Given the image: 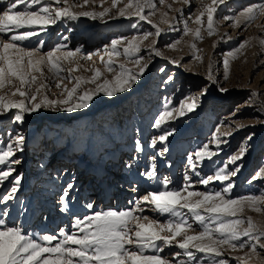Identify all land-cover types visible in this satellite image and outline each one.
I'll list each match as a JSON object with an SVG mask.
<instances>
[{"label": "rangeland", "instance_id": "1", "mask_svg": "<svg viewBox=\"0 0 264 264\" xmlns=\"http://www.w3.org/2000/svg\"><path fill=\"white\" fill-rule=\"evenodd\" d=\"M236 1L238 6L235 10L233 9L236 14L244 6L264 2V0ZM8 2L0 6V9H5ZM74 2L80 4L83 3V0H74ZM153 2L156 4L155 15L151 16L150 19L162 30L161 35L159 37L149 36L148 39L143 40L141 51L137 56H124L123 47L126 46L124 44L118 46L121 55L113 56L114 67L117 71H119V64H124L127 68L135 71L136 66L132 61L139 57H143L142 64H148L144 75L132 86L131 90L117 93L112 97L100 93L94 97L87 108L71 113L41 108L38 112L25 114L23 123L14 122L12 113L0 116V124L3 126L0 138L4 137H2L3 141L1 140V142L5 140L3 144H6L9 134L10 137L13 136L14 138L17 133H20L24 136V144H26L23 151L17 152L18 154L16 153L14 157L20 163L13 165L15 168L13 175L22 174L23 176L26 168L25 163L28 162L30 173H32L30 178H35L31 182V186L25 188L24 191L21 192L19 188L14 199L7 202L6 207L0 204V209L5 211L7 207L13 209L11 216L3 217L5 226L20 227L26 234L37 239L48 234L59 235L61 229L67 233L78 232V229L73 227L75 219H83L96 211L130 209L134 206L132 202L148 191L154 190L158 187L157 182L164 178L172 181L169 187H180L185 183L186 173L194 186L190 190H221L224 185L220 182L213 181L206 189L203 184L199 183V180L212 175L216 169L222 167L227 162L228 157L236 154L245 143H247V153L242 161L237 162L240 165V171L236 177L232 178L234 187L230 196L236 198L264 193V179H253L258 171L264 168V111L259 110L261 105H264V45L260 43L261 40H264V15H258L250 24L244 25L245 23H243L235 29L230 20L224 19L233 6L232 2L225 1L214 14V20L217 22L214 24V27L217 28L216 34L209 36L202 29L203 39L197 40L192 33L184 35V23L187 21L188 26L195 29L197 25L193 23V19L199 14L201 4H210L211 0H190V4L176 2V0H164L163 3L161 0H153ZM99 4L100 0H96L95 4L90 3L84 9L77 8L75 10L102 11ZM103 7L111 8V0H104ZM118 7H123V3L119 4ZM177 9H181L182 12L176 11ZM116 14L117 9H112L110 16H116ZM204 20V27L206 28V16ZM53 27V25L48 26L47 32L52 31L49 32L50 36L46 40L43 39L44 33H40L41 30L37 26L35 30H39V34L32 37L30 41L23 42V45L28 49L39 47L38 55L47 53L58 45L65 46L62 48L64 52H67L70 47L81 46L85 48L86 52L92 54L91 59L86 58L88 55L86 57L77 56L78 59L75 61H62L63 67L65 69L74 68L78 63L81 67L78 71L73 72L72 76L82 77L92 75V71L85 69L99 68L103 73L102 79L107 78L109 80L113 79L115 72H108L101 62L100 57L104 55L105 46L110 45L113 39L126 38L130 40L134 36H142L145 32H155L152 24L140 21L136 17L131 19L105 17L104 21L80 17L77 20L64 19L58 21L56 27ZM63 34L65 40L70 42H64ZM0 39H7V37L0 34ZM153 40L156 41L155 47L162 53V56H156L151 51ZM177 40L180 43L174 49L169 47ZM246 40L249 43L240 53H237V57L235 59L229 57L228 79L225 80L224 58ZM41 41L43 42L42 47H40ZM193 43H195L196 49L200 51L190 47ZM196 55L201 56L202 61H197ZM104 59L107 60L108 57L104 55ZM210 62L213 66L212 74L217 80L216 84L207 79ZM33 75L38 77L36 84L31 86L33 91L40 83H47L50 85V90H42L41 95L47 94L50 99L65 98L61 95L62 88L55 86L57 78L53 77L46 67L44 68V77H47V80L40 77L39 73H33ZM61 75L66 76L67 73ZM168 77H172V80L165 83ZM59 82L69 89L75 84L74 80L69 79H63ZM13 83L18 85L19 82L14 81ZM94 87L92 84H85L78 92ZM221 88L227 89V91L222 92L220 91ZM204 89H207V92L201 96L200 93ZM10 90H14L11 85L0 90V94ZM253 92L257 93L256 97L250 95ZM189 96L199 97V104L195 111L170 121L161 129L154 127L155 119L164 110L165 104H168L169 107H178L179 102ZM14 99H19V97H14ZM51 117L57 120L55 124H53ZM143 119L146 120L143 121ZM48 120L50 125L47 126L45 122ZM74 122L75 124H73ZM238 125H244V127L237 130ZM217 128L220 129L221 133H232L231 136H221L222 140H227V144L222 143L219 149L215 143H211ZM168 129H174L173 135L168 137L166 142L168 151L162 155H157L165 145L159 142L155 148L149 145L153 138L158 137ZM58 133L61 137L56 140ZM249 135L252 136V139L247 141ZM136 140H139L143 146L142 153L137 154L135 151ZM44 144L47 149L46 154L42 150ZM204 144H209L210 150L218 152V155L213 157L212 161L196 162V172L200 173L197 176L189 167L187 158ZM57 148H59L58 153L63 151L61 152L62 159L71 158L73 161L68 164V173L65 172V175L63 172L64 167H67V165L64 166L66 160L59 161V163L57 161L53 164L54 166L52 165L56 169L54 170L55 175H52L53 181L48 183L47 188L45 187L43 195L36 194V192H42L36 190L37 186L41 185L37 181L40 179L42 171L39 172L37 167L41 166V161L35 160L42 158L44 161H48L49 163L43 169L46 171L53 160L52 158L55 157H52V154ZM36 152L37 154H35ZM24 153L25 159L22 158ZM128 153L136 155L137 159L135 161L137 164L136 175L132 177L126 171ZM151 156H156L157 177L155 183H153L155 180H148L150 183L146 186L147 182H142L144 176H141V173L149 170V157ZM77 160H80L79 166L75 162ZM169 162H172L171 166ZM59 166L60 169L58 170ZM78 167H82L84 170H78ZM229 167L235 166L230 165ZM85 170L86 174L83 175ZM98 170H100V175L104 176L103 186L108 192L105 199L102 196L103 192L101 195H97L96 191L100 181L96 182V176L93 177L91 174L97 173ZM109 172L112 173L110 178L113 179V184L108 182ZM50 173L53 174L52 171ZM69 182L75 185L68 201L69 211L61 213L59 210L61 206L57 208L56 212L47 211L48 197L54 196L57 205H59L62 191ZM11 186V183L5 181L0 186V196L10 192ZM53 187L55 190L52 191ZM91 189L90 194L86 193ZM30 196L32 201H36L34 203L37 215L31 207ZM18 198L22 202L18 201ZM41 202L42 204H40ZM88 204H92L93 207L89 209ZM145 208L143 215L149 216L150 219H156L162 223L169 219H185L192 224L193 230L196 232L201 230L194 215L187 209H180L179 211L183 215L177 218L167 213L159 214L152 211L147 205ZM201 214L207 215L203 210H201ZM238 215L244 218L251 217L257 226L264 228V211L257 212L246 206L243 212L238 213ZM47 218L48 222L46 221ZM244 239L247 240V238ZM161 247L163 250L159 255L172 261V264H178L179 261H184L185 264H213L216 259H224L227 264H238L235 257H244L245 252L249 251L248 248L236 251L226 250L221 257L207 256V258L203 253L197 252L195 254L198 259L190 262L183 255V250L175 246L169 248L161 245ZM153 251L149 250L148 254H152ZM257 251L260 253L259 257L253 256L247 260V264H264V250L258 248ZM176 252H181V255L174 259L173 254Z\"/></svg>", "mask_w": 264, "mask_h": 264}, {"label": "snow or ice", "instance_id": "2", "mask_svg": "<svg viewBox=\"0 0 264 264\" xmlns=\"http://www.w3.org/2000/svg\"><path fill=\"white\" fill-rule=\"evenodd\" d=\"M163 2L164 0H161V3ZM176 2L190 4V0H176ZM90 3L95 4L96 0H83V3L80 4L75 3L74 0L72 2L70 0H9L7 7L0 9V34L7 37V39H0V90L10 85L14 88V90L0 94V116L12 113L14 122L23 123L25 114L38 112L41 108L75 112L87 108L94 97L100 93L112 97L117 93L131 90L132 86L144 75L148 64L141 63L143 57L132 61L136 66L135 71L127 68L124 64H119V71H117L114 67L113 56L121 55L118 46L122 44L126 45L123 47L124 56H137L141 51L143 40L148 39L149 36L159 37L161 35L162 30L150 19L155 15L156 4L153 0H127V2L111 0V8H106L103 7L104 0H100L99 6L102 11L75 10L77 8L84 9ZM121 3H123V7H118ZM224 3L225 0H211L210 4L202 3L199 14L193 19V23L197 27L192 29L185 21L184 35L192 33L195 39L202 40V29L209 36L216 34L217 28L214 27V24L217 22L214 20V14ZM54 5L56 6L54 7ZM112 9H117L116 16H110ZM176 11L182 12L181 9ZM258 15H264V3L244 6L238 16H226L224 19L233 20L235 26H239L241 23L250 24ZM205 16L206 28L204 27ZM80 17L101 21H104L105 17L111 19L136 17L140 21L152 24L155 32H145L142 36H134L130 40L126 38L113 39L110 45L105 46L104 55L108 59L105 60L104 55H101L100 59L108 72H115L111 80L102 79L103 73L99 68L85 69L92 71V75L82 77L72 76V73L81 67L78 63L74 68L65 69L63 67L62 61L76 60L81 51L80 48L75 51L63 52L61 50L65 46L58 45L53 50L38 55L39 47L28 49L23 45V42L30 41L32 37L39 34L35 30L37 26L41 31H47L48 26L55 25L58 21L77 20ZM179 43L180 41L177 40L169 47L174 49ZM248 43L247 40L241 42L224 58L225 80L228 79L229 57L235 59L237 53H240ZM260 43L264 45V40H261ZM155 44L156 41L153 40L151 51L156 56H162ZM42 46L43 42L41 41L40 47ZM190 47L196 49L195 43ZM196 51L200 50L196 49ZM58 52L60 55H57ZM86 58L90 60L91 54ZM195 59L202 61V57L199 55H196ZM172 62L177 63L176 61ZM45 67L53 77L57 78L55 86L62 88L61 95L65 98L50 99L47 94L41 95L42 90H50V85L47 83H40L34 91L32 90L31 86L38 80V77L33 73H39L40 77L48 79L44 77ZM212 67L210 62L207 79L216 84L217 80L212 74ZM62 73H67V75L62 76ZM63 79L74 80V86L71 89L62 86L59 81ZM171 80L172 77H168L165 83ZM14 81H18V85L14 84ZM85 84H92L95 87L78 92ZM220 91H227V89L221 88ZM206 92L207 89H204L200 95L203 96ZM250 95L256 97L257 93L253 92ZM14 97H19V99H14ZM198 104L199 97L192 96L181 100L178 107H169L168 104H165L164 110L155 119L154 127L161 129L170 121L195 111ZM13 110L15 111L13 112ZM259 110L264 111V105H261ZM243 127L244 125H238L237 130ZM173 132L174 129H168L153 138L150 147L155 148L158 142L165 145L157 155L168 151L166 142ZM231 135V132L221 133L217 128L211 143H215L219 149L222 143L227 144V140H222L221 136ZM251 139L252 136L249 135L247 141ZM23 149L24 136L20 133H17L14 138L10 137L6 144H0V166H3L0 168V186L5 181L12 185L10 192L0 196V204L5 207L7 202L14 199L19 189L22 174L13 175L15 172L13 165L20 163L14 157L17 152H22ZM135 151L138 154L143 152V146L139 140L135 141ZM246 153L247 143L242 145L236 154L230 155L227 162L216 169L212 175L199 180V183L203 184L206 189L213 181L220 182L224 185L221 190H190L194 186L187 173L185 174V183L180 187H169L172 181L164 178L157 182L158 187L132 202L134 206L130 209L96 211L83 219H75L73 227L78 229V232L67 233L61 229L59 235L48 234L37 239L26 234L20 227L5 226L3 217L8 216L9 213L0 209V264H172V261L159 255L163 250L161 245L175 246L183 250V255L190 262L198 259L195 254L197 252L206 256L221 257L226 250L236 251L248 248L249 251L245 252L244 257H235L238 264H247V260L253 256L259 257L258 248L264 250V228L257 226L251 217L244 218L238 213L243 212L246 206L257 212L264 211V193L236 198L230 196L234 187L232 178L236 177L240 171V165L237 162L242 161ZM217 155L218 152L210 150L209 144H204L194 154L188 156V165L199 176L200 173L196 172V162L212 161L213 157ZM149 160V170L141 173V176H146L148 180L153 181L157 177L156 156L149 157ZM230 165L235 167L230 168ZM253 179H264V168H261ZM74 187V183L69 182L63 189L59 201L61 212L69 211L68 201ZM146 205L150 210L159 214L167 213L177 218L181 216L180 209H187L194 215L201 230L198 232L193 230L192 224L185 219H169L163 223L156 219H150L149 216L143 215ZM87 207L91 209L93 205L88 204ZM201 210L207 215H202ZM206 221L209 222L206 223ZM53 242L55 243L53 244ZM149 250L154 251L152 254H148ZM180 255L181 252H176L173 254V258ZM178 264H185V262L179 261ZM213 264H227V262L224 259H216Z\"/></svg>", "mask_w": 264, "mask_h": 264}, {"label": "bare ground", "instance_id": "3", "mask_svg": "<svg viewBox=\"0 0 264 264\" xmlns=\"http://www.w3.org/2000/svg\"><path fill=\"white\" fill-rule=\"evenodd\" d=\"M9 0H0V6H3V4L4 3H7ZM226 2H232V4H233V6L230 8V11L228 12L229 14L228 15H226V16H238V13L236 14V13H234V10H235V8L238 6L237 5V1L236 0H231V1H229V0H225ZM247 0H245V2H246ZM260 1H262V0H260ZM260 1H258V2H260ZM239 2V1H238ZM262 3H264V2H262ZM5 5V4H4ZM234 9V10H233ZM235 12H237V11H235ZM242 19V18H241ZM229 22V21H228ZM230 22L232 23V25H233V27L235 28V29H237L239 26H241L243 23H241L239 26H235V21H233V20H230ZM244 25H248L247 23H245ZM54 27H56V24L55 25H53ZM53 27V28H54ZM64 27V26H63ZM65 28V27H64ZM56 29V28H55ZM39 31V30H38ZM37 31V32H38ZM52 31V30H51ZM51 31H49V32H51ZM49 32H47V31H40V33H44V35H45V37H43V39H46V40H48V36H50L49 35ZM39 33V32H38ZM3 35V34H2ZM43 35V34H42ZM64 35V34H63ZM62 35V36H63ZM61 36V37H62ZM60 37V38H61ZM63 39H64V42L65 43H68V42H70V41H67V40H65V35H64V37H63ZM62 40V39H61ZM64 43V44H65ZM67 47H69L68 46V44H67ZM77 48H80L81 49V51H80V53L78 54V56H82V57H86L87 55H90L91 53H89L88 51L86 52V50H85V48H83V47H81V46H79V47H77ZM77 48H69L67 51H75V49H77ZM66 49V48H65ZM61 51H63V50H61ZM64 52V51H63ZM66 52V51H65ZM40 55V54H39ZM57 55H60V53L58 52L57 53ZM92 55V54H91ZM82 57H80V58H82ZM93 57V56H92ZM76 59H78V58H76ZM65 62V61H64ZM51 119H52V122H53V124H55L56 122H57V120L55 119V118H52L51 117ZM144 120H146V119H143V121ZM46 124H47V126L48 125H50L49 124V120L48 121H46L45 122ZM73 124H75V122L73 123ZM59 125H61V124H59ZM62 126V125H61ZM47 128V127H46ZM12 129V128H11ZM3 132V126H2V124H0V134ZM48 132V131H47ZM59 134L60 133H58L57 135H56V140H57V138H60L61 136H59ZM10 134H9V138H10ZM3 137V136H2ZM2 137L0 138V144H3L4 142H5V140H4V142H1V140H2ZM13 137V136H12ZM4 138V137H3ZM9 138H8V142H9ZM3 141V140H2ZM30 143V142H29ZM28 143V144H29ZM56 143V142H55ZM30 145V144H29ZM26 146V144H24V147ZM59 148H57L54 152H53V156L52 157H54V158H52L53 160H52V162L49 164V166H48V168H47V170L45 171H43V169L47 166V164L49 163L48 161L46 162V161H44L42 158H40L39 160H35V161H41V166H37L38 168H39V172L40 171H42L41 172V177H40V179L37 181V182H40V186L38 185L37 186V188H36V190H41L42 192H36V194H39L40 193V195H43V191L47 188L46 186L48 185V183L50 182H52L53 181V177H52V175H55V171L54 170H56V169H54L53 168V164L54 163H56L57 161H58V163H59V161H62V160H66V163L64 162V166H66L67 165V167H64V174H65V172H67L68 173V164L72 161L71 160V158H66V159H62L61 158V152H63V151H61L60 153H58L57 152V150H58ZM43 151H44V153L46 154V151H47V149H46V145L44 144V146H43V149H42ZM172 150V149H171ZM39 153V152H38ZM18 154V153H17ZM23 154V153H22ZM35 154H37V152L35 153ZM129 155H128V160L126 161V163H127V170H126V167H125V170L128 172V175H130L131 177L132 176H134V175H136V173H135V169H137L136 168V166H137V164L135 163V161L137 160V159H134V157L136 156V155H130L131 153H128ZM138 154V153H137ZM21 155V154H20ZM40 154H38V156H39ZM37 156V157H38ZM41 156V155H40ZM25 157H26V155H25V153H24V156L22 157V158H24L25 159ZM81 159H83V158H81ZM105 159V158H104ZM160 160H162V159H160ZM94 161V160H93ZM101 161H102V159H101ZM73 162V161H72ZM71 162V163H72ZM76 162V164H77V166H79V164H80V160L78 161H75ZM171 164H172V162H169V165L171 166ZM25 165H26V168H25V170H24V173H23V176H22V179H21V182H20V185H19V188H20V190H21V192L22 191H24L25 190V188H27V187H30L31 186V182L35 179V178H30V175H32V173H30V169H29V163L27 162V163H25ZM53 165V166H52ZM128 165H131L130 167L128 166ZM3 166H0V168H2ZM18 167V166H17ZM51 168V170H48V169H50ZM53 168V169H52ZM60 169V166H59V168H58V170ZM100 169V168H99ZM78 170H84V168H82V167H78ZM87 170V169H86ZM86 170L85 171H83V172H85L83 175H85L86 174ZM101 170V169H100ZM100 170H98L97 171V173H91L92 175H93V177L94 176H96V178H95V180H96V182H99V185H98V190L96 191L97 192V195H101V193L103 192V194H102V196L104 197V199L105 198H107V196H108V192L106 191V188H105V186H103L104 185V176L103 175H100L101 173H100ZM53 172V174L52 173H50V172ZM71 172V171H70ZM69 172V173H70ZM34 174V173H33ZM87 174H88V172H87ZM111 172H109L108 173V182H112V184H113V179H111L110 178V176H111ZM66 175V174H65ZM27 176H29L28 178H27ZM125 176V175H124ZM127 176V175H126ZM129 177V176H128ZM130 177V178H131ZM41 178H44V180H41ZM135 178V177H134ZM142 182L143 183H146L145 185L146 186H148L149 185V183H150V181H148V179H147V177L146 176H144L143 178H142ZM158 180V179H157ZM54 181H56L55 179H54ZM156 182V180L153 182V183H155ZM54 183V182H53ZM60 183V182H59ZM156 185V184H155ZM112 186V185H111ZM46 187V188H45ZM153 187V186H152ZM53 189L55 190V187H53L51 190L53 191ZM60 189V188H59ZM58 189V190H59ZM91 191H92V189L89 191H86V193H88V194H90L91 193ZM85 193V194H86ZM87 195V194H86ZM94 196V195H93ZM34 197V196H33ZM100 197V196H99ZM23 198H24V195H23ZM43 199V198H42ZM48 199H49V205H47V211H52V213H53V211H57V208L59 207V206H61L60 204L59 205H57V203H56V200L54 199V196H52V197H48ZM18 201H21L20 200V198H18L17 199ZM29 200H30V203H31V207L33 208V212L34 211H36V209H35V203L34 202H36V201H32L31 200V196L29 197ZM22 202V201H21ZM37 204V203H36ZM40 204H42V202L40 203ZM39 204V205H40ZM6 211L9 213V215H8V217L9 216H11V214L13 213V209H12V207H7L6 208ZM184 211V210H183ZM35 214L37 213V211L36 212H34ZM62 213V212H61ZM37 215V214H36ZM183 215V214H182ZM182 215H181V217H182ZM188 215V214H187ZM35 216V215H34ZM68 216V215H67ZM49 217V216H48ZM69 217V216H68ZM36 218V217H35ZM61 219V218H60ZM52 220V219H51ZM46 221L48 222V218L46 219ZM51 223H53L52 221H51ZM55 228V227H54ZM66 230V229H65ZM170 248V247H169ZM167 249V248H166ZM175 250V249H174ZM206 258H207V256H206Z\"/></svg>", "mask_w": 264, "mask_h": 264}]
</instances>
